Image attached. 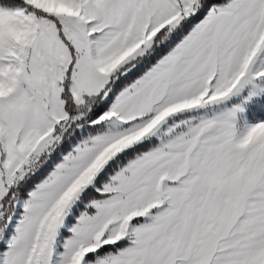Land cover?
<instances>
[{
    "label": "snow or ice",
    "instance_id": "6c2138e0",
    "mask_svg": "<svg viewBox=\"0 0 264 264\" xmlns=\"http://www.w3.org/2000/svg\"><path fill=\"white\" fill-rule=\"evenodd\" d=\"M0 264H264V0H0Z\"/></svg>",
    "mask_w": 264,
    "mask_h": 264
}]
</instances>
